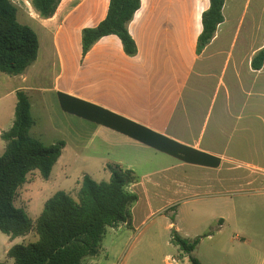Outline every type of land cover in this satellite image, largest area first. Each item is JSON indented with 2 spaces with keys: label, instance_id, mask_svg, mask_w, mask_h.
<instances>
[{
  "label": "crops",
  "instance_id": "1",
  "mask_svg": "<svg viewBox=\"0 0 264 264\" xmlns=\"http://www.w3.org/2000/svg\"><path fill=\"white\" fill-rule=\"evenodd\" d=\"M108 2L63 0L53 18L42 20L38 17L44 32L49 30V35L54 37L51 50H54L57 59L55 61L53 58L49 62L45 58L43 63L54 66L57 75L46 88H40L35 82L36 71H28L14 79L5 80L1 77L0 84H5L7 88L3 97L12 99L2 121L6 123L11 117L9 112L16 108L17 92L24 91L29 100L30 92H42L44 106L49 101L56 102V111L64 120L57 123L56 127L68 130L64 133L72 141H64L66 146L52 171L53 174L58 170L57 181L72 180V168L78 171L80 178L77 177V181L73 182L80 189L84 176L92 178L91 175H100L105 179L103 181H109L111 174L107 165H119L124 170L133 171L136 176L135 183L127 187L128 192L139 197L131 207L132 225H143L151 218L169 215L170 219L164 216L169 228L173 226L188 240L200 237L201 229L204 231L211 227L212 221L216 220L217 230L221 232L226 225L222 212L206 210L199 221L191 218L193 226L186 228L182 226L183 207L193 204L218 207L221 201L226 200L223 193L231 188L226 186L227 183L243 179L238 182L245 180L249 185L255 183L256 179L251 171H264L262 166L244 163L241 158L245 154L264 158V66L260 71L251 68L252 57L264 47V34L249 59L250 74L255 76L251 78L249 87L237 66H231L230 63L220 68L214 65L220 70L219 74H215L213 68L206 64H194L193 55L201 58L207 48L197 56L195 49L194 52L169 54L165 48L159 51L141 44L132 33L133 21L128 28L138 46L136 57H128L124 53L116 36L103 38L84 57L82 30L89 28L87 23L90 20L96 21L92 27H97L105 19ZM84 8L86 10L80 17ZM169 11L173 13L172 8ZM183 16L187 18V12ZM74 17L73 23L70 22ZM57 19L60 24L54 23ZM168 21L164 23L168 24ZM199 34L195 39V48ZM212 88L214 94H209ZM59 93L103 108L177 144L217 158L220 165L213 167L184 162L111 128L68 113L62 109ZM2 125L0 139L2 133L6 132ZM70 127L75 130L69 131ZM96 138L100 139L99 149L93 144ZM70 146H74L72 158L85 160L78 169H74L65 157ZM92 148L94 150L90 151ZM1 149L5 151L3 145ZM87 150L90 151L89 155L85 153ZM239 162L245 164L247 169L244 176L238 174L240 166H244ZM93 166L97 169L92 170ZM122 227L126 225L122 224L114 230ZM208 237H212L211 234ZM258 264H264V254Z\"/></svg>",
  "mask_w": 264,
  "mask_h": 264
},
{
  "label": "rangeland",
  "instance_id": "2",
  "mask_svg": "<svg viewBox=\"0 0 264 264\" xmlns=\"http://www.w3.org/2000/svg\"><path fill=\"white\" fill-rule=\"evenodd\" d=\"M30 1L12 0L18 8L19 21L32 27L39 37V56L36 63L28 71H36L35 82L40 88H46L54 82L57 75L54 66L43 63L45 58L49 62L53 58L55 61L57 60L54 50H51L54 37L49 35V30L44 32V28L41 27L42 21L32 9ZM90 1L92 0H88V2ZM141 1V9L136 13L131 24L132 33L138 42L159 51L165 48L169 54L190 50L194 52L195 39L200 32L199 29H201L200 16L207 9L208 0ZM171 8L173 13L169 11ZM85 10L86 8L80 12V17ZM185 12H187V18L183 16ZM223 12L224 23L218 28L215 38L202 57L198 58L195 54L193 55L194 64H206L213 68L215 74H219L218 67L230 63L231 66H237L239 74L249 83L247 86L249 87L251 78L254 79L255 77L250 74L249 59L264 34V0H225ZM75 19L74 17L70 22L73 23ZM167 19L170 20L168 24L164 23ZM95 22L88 21L87 27L94 26ZM54 23L60 24V20L57 19ZM83 25L84 23L79 27ZM74 44H76V40H74ZM1 77L5 80L14 79V77L0 73ZM213 86L215 85L213 84ZM213 89H209V94H214ZM204 90L207 91V88ZM6 92V85L0 84L1 121L11 106L10 101L12 99L3 97ZM29 95L31 115L34 121L29 132L30 137L39 140L45 146H51L65 140L72 142L70 137L64 133L68 130L56 127L57 123L64 122L57 112L56 102L49 101L48 105L44 106L42 104V92H30ZM256 99H252V101L254 102ZM14 113L15 108H12L8 114L11 115L10 119L8 118L6 123L0 121V126L1 124L4 126L3 130L8 131L12 127L15 118ZM262 114L264 116V112ZM70 128L69 131L75 130L72 129L74 127ZM79 131L90 130L79 129ZM0 143L1 156L4 152L1 151V146L3 145V150H5L6 144L1 139ZM99 143V138L94 139L93 144L97 149H99ZM94 148L90 151H93ZM73 149L74 146H70L65 157L69 159L74 169H78V166L83 164L85 160L72 158L74 156L72 155ZM90 151L87 150L86 155H89ZM241 158H243L242 162L244 163L262 166L264 169L263 157L245 154ZM242 162L239 164L244 166H240L241 169L238 174L244 176L247 169ZM91 168L92 170L97 169L94 166ZM251 172L255 174L253 176L256 178L255 183L248 185L244 182L245 180L238 182L243 179H236V183H227L226 186H231V188L223 193L226 200L221 201L218 207L215 205L204 207L195 204L183 207L184 222L182 226L186 228L193 226L191 218H196L199 221L206 210H218L225 215L226 219V225L221 232L217 230V220L212 221L213 225L204 231L201 229L200 243L193 253L183 254L178 246L172 244L173 226L172 229L169 228V222L165 219V217L169 219L171 217L164 215L165 217L151 218L143 225H132V228L126 226L119 230L108 229L101 242L99 254L94 258H87L84 264H192L191 258L197 259L201 264H258L264 254V194H262L264 191V171L257 170L254 172L253 170ZM57 173L58 170L54 171L51 179L46 181L41 178L38 172H35L28 177L27 183L19 190L15 205L22 208L33 222L43 212L45 203L56 193L68 192L72 198L76 200L78 198L80 189H77L73 182L77 181L78 171L76 172L71 168L70 179L72 180L62 179L64 181L61 183L56 180ZM91 176L96 182L105 180L100 175ZM229 213H231V217ZM210 234L212 237H208ZM37 240L38 237L36 238L35 233H31L29 237L25 236L12 240L0 231V263L14 264V261L8 258L7 252L15 245H27Z\"/></svg>",
  "mask_w": 264,
  "mask_h": 264
},
{
  "label": "trees",
  "instance_id": "3",
  "mask_svg": "<svg viewBox=\"0 0 264 264\" xmlns=\"http://www.w3.org/2000/svg\"><path fill=\"white\" fill-rule=\"evenodd\" d=\"M62 1L31 0L30 4L40 19L48 20L55 16ZM208 1V9L201 15V33L195 48L197 56L211 44L225 21V0ZM141 6V0H109L105 19L97 27L82 30V55L85 57L103 38L116 36L124 53L136 57L138 46L128 27ZM39 50L37 33L19 21L18 8L12 0H0V73L10 77L27 73L36 63ZM263 66L264 47L251 60L252 70L260 71ZM58 96L62 109L68 113L111 128L184 162L220 165L217 158L177 144L103 108L61 93ZM16 99L13 125L1 135L6 145L0 156V231L12 240L35 233L38 240L13 246L7 256L14 264H84L87 258L99 254L109 228L115 229L122 224L132 228L131 207L139 197L128 192L127 187L135 183L136 176L131 170L108 164L109 181L96 182L84 176L77 200L66 192H58L45 203L43 212L33 222L22 208L15 205L19 190L35 172L42 179L49 180L66 144L60 141L45 146L30 137L34 124L30 100L24 91L17 92ZM171 242L183 254L189 255L198 247L200 237L188 240L172 229ZM191 262L201 264L194 258Z\"/></svg>",
  "mask_w": 264,
  "mask_h": 264
}]
</instances>
